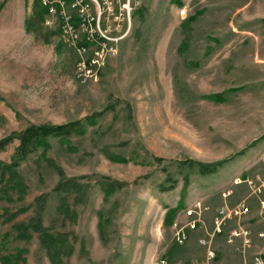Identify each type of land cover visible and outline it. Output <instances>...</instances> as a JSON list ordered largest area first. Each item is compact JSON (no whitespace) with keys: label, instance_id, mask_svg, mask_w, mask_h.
I'll use <instances>...</instances> for the list:
<instances>
[{"label":"rangeland","instance_id":"obj_1","mask_svg":"<svg viewBox=\"0 0 264 264\" xmlns=\"http://www.w3.org/2000/svg\"><path fill=\"white\" fill-rule=\"evenodd\" d=\"M179 2L0 0V140L84 129L0 152V264H190L206 215L260 197L264 0Z\"/></svg>","mask_w":264,"mask_h":264},{"label":"crops","instance_id":"obj_2","mask_svg":"<svg viewBox=\"0 0 264 264\" xmlns=\"http://www.w3.org/2000/svg\"><path fill=\"white\" fill-rule=\"evenodd\" d=\"M246 200L248 213L238 219L227 221L221 233L207 237V233L213 229V214L212 216L206 215L203 225L201 224L198 229L191 232L193 239L203 234L207 239V246H202L197 242L195 248V244H192V249L197 250L198 255L197 258L191 259L190 264H255L256 256L260 257L264 264V239L259 236L264 232V220L260 213V203L264 202V191L260 197L255 196ZM237 229L249 232L250 245L248 247L244 244V237L230 236V233ZM210 252L213 254L212 257L209 256Z\"/></svg>","mask_w":264,"mask_h":264},{"label":"trees","instance_id":"obj_3","mask_svg":"<svg viewBox=\"0 0 264 264\" xmlns=\"http://www.w3.org/2000/svg\"><path fill=\"white\" fill-rule=\"evenodd\" d=\"M176 4L180 3L179 0H174ZM84 131L83 125L80 122H72L67 123L63 125H48V124H42V125H31L27 128H25L23 131L14 134L12 137H8L5 139L0 140V152H2L5 147L12 142V140L16 139L18 141V145L15 148L14 156L20 160L25 159L29 154L35 152L39 147L45 146L47 139H67L72 135L81 134ZM188 169H193L194 167H197V172L200 175H210L213 174L218 167L221 166L222 162H217L213 164H202L200 162H194V161H188L184 163ZM4 165L0 161V172L3 170ZM166 183H169V185L165 186V184L160 185L162 191H168L172 190L175 185L176 181H174L171 177L167 175L165 179ZM189 184L188 176L183 177V185L184 187H187ZM65 184L60 183L57 187L58 189H63V186ZM111 186H109L108 190ZM33 228L35 226V230L42 231L38 223L32 224ZM42 245H45V243L41 240L40 241ZM55 244H53V252L54 254H57V250L54 247ZM53 258L51 259V261Z\"/></svg>","mask_w":264,"mask_h":264},{"label":"built area","instance_id":"obj_4","mask_svg":"<svg viewBox=\"0 0 264 264\" xmlns=\"http://www.w3.org/2000/svg\"><path fill=\"white\" fill-rule=\"evenodd\" d=\"M50 12H52V9H50ZM117 18V17H116ZM111 27H105L104 31L106 34L110 35L109 32H110ZM104 39H109L108 36H104L103 37ZM105 44H102L100 46H104ZM101 50V47L98 48L97 51H100ZM263 163H264V159H262ZM258 184H255L254 181L252 180H246L245 181V184L247 185L248 188H250L251 192L254 194V195H259L262 193V191L264 190V179L263 180H258ZM236 183H240L239 181H237ZM198 208V207H197ZM260 209H261V212L264 213V202H261L260 204ZM196 212L194 211H188L187 212V215L188 216H192L193 214H195ZM248 213V207L245 206V205H239L237 207H234V208H227V207H221L219 208L214 217H213V230H214V233L213 234H218V233H221L222 231V228L223 226L225 225V223L231 219L232 217H238V216H242V215H245ZM263 220H264V217H263ZM191 228L194 227V224L192 223V225L190 226ZM230 236L231 237H238V236H242L245 238L244 240V244L245 246H248L250 244V240H249V232L246 231V230H243V229H237V230H234L230 233ZM259 236L261 238H264V232L263 233H260ZM176 239H177V242L179 244H181L184 240V237L177 233L176 234ZM209 256L212 257L213 254L212 252L209 253ZM254 263L255 264H263V261L260 257L256 256L254 258ZM160 264H165L164 261H161Z\"/></svg>","mask_w":264,"mask_h":264}]
</instances>
